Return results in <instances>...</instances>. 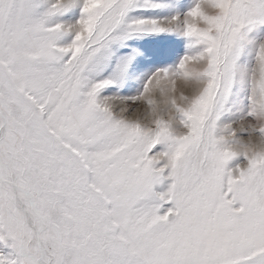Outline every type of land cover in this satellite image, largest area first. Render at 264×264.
<instances>
[{
    "label": "snow or ice",
    "instance_id": "6c2138e0",
    "mask_svg": "<svg viewBox=\"0 0 264 264\" xmlns=\"http://www.w3.org/2000/svg\"><path fill=\"white\" fill-rule=\"evenodd\" d=\"M0 264H264V0H0Z\"/></svg>",
    "mask_w": 264,
    "mask_h": 264
}]
</instances>
